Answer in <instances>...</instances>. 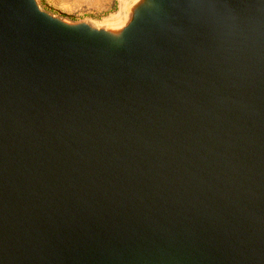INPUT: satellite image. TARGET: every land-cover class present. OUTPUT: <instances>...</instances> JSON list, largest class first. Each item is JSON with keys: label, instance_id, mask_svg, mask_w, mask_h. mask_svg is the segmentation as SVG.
Segmentation results:
<instances>
[{"label": "water", "instance_id": "obj_1", "mask_svg": "<svg viewBox=\"0 0 264 264\" xmlns=\"http://www.w3.org/2000/svg\"><path fill=\"white\" fill-rule=\"evenodd\" d=\"M0 264H264V0H0Z\"/></svg>", "mask_w": 264, "mask_h": 264}, {"label": "rangeland", "instance_id": "obj_2", "mask_svg": "<svg viewBox=\"0 0 264 264\" xmlns=\"http://www.w3.org/2000/svg\"><path fill=\"white\" fill-rule=\"evenodd\" d=\"M40 7L71 20L102 21L113 17L119 0H37Z\"/></svg>", "mask_w": 264, "mask_h": 264}]
</instances>
